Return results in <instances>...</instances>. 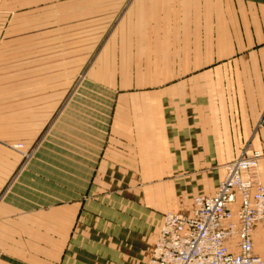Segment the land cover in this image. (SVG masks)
Here are the masks:
<instances>
[{
	"label": "crops",
	"instance_id": "obj_1",
	"mask_svg": "<svg viewBox=\"0 0 264 264\" xmlns=\"http://www.w3.org/2000/svg\"><path fill=\"white\" fill-rule=\"evenodd\" d=\"M127 1L41 0L43 4H60L64 10H77L79 3L90 10V14L56 15V21L63 22L64 45L53 46L49 42L45 50L69 51L71 54L66 59L72 60L73 51H94L103 42L102 50L109 55L102 57L101 66L109 65L103 61L113 59L111 55L117 51L124 52L120 59L134 60L135 66L140 65L134 51L171 52L161 63L167 68L166 77L169 79L175 66L187 67L188 72L198 68L197 83L200 92H204L203 97L231 100L233 128L237 132L234 146L241 148L251 139L252 145L264 154V119L258 128L264 111V2L134 0L121 14ZM174 9L182 12L175 13ZM117 11L120 14H116ZM79 19L86 28L82 39L73 31L78 28ZM46 24L51 27L60 23L46 18ZM190 50L198 51L197 58L176 61L174 51ZM53 58L60 59V56L54 54ZM130 62L128 64L132 65ZM77 64L71 61L61 65ZM149 77L140 81H158ZM121 102L128 103L127 100ZM155 108L119 105L113 123L96 122L94 117L90 121L89 112L56 121L0 197V264H90V194L100 189L101 181L98 184L97 180L161 178L164 175L159 174L160 161L171 164L167 168L171 174L176 172V166L182 170L190 168L191 151L183 149L175 155L174 149L169 148L175 147L169 141L174 135L170 123L166 129L168 143L161 144L162 132L150 130L155 122L139 117L143 110L154 111ZM175 108L170 105L163 108L167 121ZM178 109L182 114L186 111L185 107ZM127 114L134 115L136 121H128ZM143 129L148 131L145 139L141 134ZM183 137L186 138L185 130ZM160 146H166L161 160ZM181 146L187 147V143ZM235 158L227 156L221 163ZM257 176L264 184V157L259 161ZM217 182L212 188L206 190L205 187L200 194L213 195ZM83 227L86 231L80 234ZM143 230L140 226L134 228L133 235L121 241L110 264H146L143 254L148 230L147 233ZM85 237L87 249H80V241L84 243ZM253 239L254 252L264 256V229L258 226ZM16 243L20 244L18 249L13 247Z\"/></svg>",
	"mask_w": 264,
	"mask_h": 264
},
{
	"label": "rangeland",
	"instance_id": "obj_2",
	"mask_svg": "<svg viewBox=\"0 0 264 264\" xmlns=\"http://www.w3.org/2000/svg\"><path fill=\"white\" fill-rule=\"evenodd\" d=\"M133 1L124 4L121 14ZM69 10L62 9L60 4H43L41 0H0V197L58 119L81 117L80 113L89 112L90 121L94 117L96 122L113 123L119 105L154 106V111L143 110L139 117L155 122L150 130L162 132L163 138L159 133L161 144L168 143L166 129L170 123L174 135L169 141L175 147L169 148L174 149L175 155L183 149L191 151L190 168L182 170L176 166V172L171 176L167 169L171 164L160 161L159 174L164 175L161 178L97 180L102 185L100 183V189L90 194L89 212L90 264H110L122 245L121 241L129 234L133 235V229L139 226L144 233L148 230L143 254L147 264L163 212H193L197 194L204 193L205 187L206 190L212 188L215 181L219 185L225 176V164L233 161L221 163V159L227 156L238 158L250 149H258L252 145L251 139L241 148L234 146L237 132L233 128L231 100L203 97L204 92H200L197 83L198 68H191L188 72L187 67L175 66L169 79L166 77L167 68L161 63L171 52L134 51L140 67L135 66L134 60L130 59L132 65H129L130 60L120 59L124 52L118 51L112 53L113 59L103 61L109 65L101 66L102 57L109 55L102 50L103 42L94 51H73L72 60L66 59L71 54L69 51L45 50L49 42L53 46L64 45L63 22L56 21V15L90 14V10L80 3L77 10ZM116 14H120L119 11ZM46 18L60 24L46 26ZM81 21L79 19L78 28L73 29L80 39L85 38L86 32ZM54 54L60 59L55 60ZM174 55L176 61L194 60L198 51H174ZM71 61L78 64L61 65ZM149 76L158 81H140L150 79ZM126 100L127 104L121 102ZM168 105L176 107L169 116L170 121H167L163 109ZM177 107H185L184 114ZM125 118L136 121L134 115L127 114ZM263 119L264 111L258 128ZM184 130L186 138L183 137ZM147 132L143 129L141 134L145 136ZM183 143H187V147H182ZM159 150L161 160L166 146H160ZM257 172L258 166L251 170L250 177L255 183H262ZM83 230L86 228H80V234ZM86 238L84 243L80 241V249H87ZM19 245L13 244V247L18 249Z\"/></svg>",
	"mask_w": 264,
	"mask_h": 264
},
{
	"label": "built area",
	"instance_id": "obj_3",
	"mask_svg": "<svg viewBox=\"0 0 264 264\" xmlns=\"http://www.w3.org/2000/svg\"><path fill=\"white\" fill-rule=\"evenodd\" d=\"M262 157L244 152L225 164L213 195L195 198L193 212L165 213L147 264H264L253 239L264 229V184L250 177Z\"/></svg>",
	"mask_w": 264,
	"mask_h": 264
}]
</instances>
